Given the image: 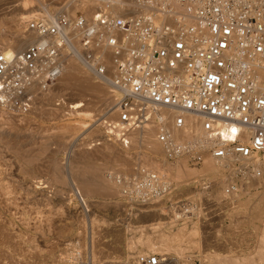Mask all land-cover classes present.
<instances>
[{
    "label": "built area",
    "instance_id": "1",
    "mask_svg": "<svg viewBox=\"0 0 264 264\" xmlns=\"http://www.w3.org/2000/svg\"><path fill=\"white\" fill-rule=\"evenodd\" d=\"M129 1L134 7L120 15L58 12L25 21L33 40L21 52L0 50V109L26 116L35 101L29 89L50 88L67 56L103 78L97 52L107 49L115 118L105 125L119 147L129 146L131 132L153 124L166 162L184 158L196 167L204 158H233L237 178L263 183L257 166L264 167V0ZM185 117L197 119L198 136L176 141L168 122L182 129ZM128 182L120 194L134 206L170 191L168 179L150 170ZM134 261L165 263L157 254Z\"/></svg>",
    "mask_w": 264,
    "mask_h": 264
},
{
    "label": "bare ground",
    "instance_id": "2",
    "mask_svg": "<svg viewBox=\"0 0 264 264\" xmlns=\"http://www.w3.org/2000/svg\"><path fill=\"white\" fill-rule=\"evenodd\" d=\"M3 2H6V6L9 5V7L16 12L17 16L15 17L16 19L14 20L15 25H22L23 27L25 21L31 18L30 16L29 18H26L25 14L35 11L38 12L35 18L48 20L52 17V15L58 12H61L68 17H71L76 15L73 12L79 11V15L88 18L97 11H101L103 13H109L112 15H120L123 9H127V8L129 9L131 6L134 7V4L131 3L129 0H65V3L62 5L60 9H54V8L49 9L48 5H46L45 3V0H0V4ZM32 40H33V36L26 34L22 28L20 32H15L13 34V37H11V39H0V50L4 52L6 55L9 53L21 52ZM97 54L101 55V57L99 55L98 56L100 58V63L102 64L105 71L104 76L103 78H100L101 79L100 81L98 82L94 81L93 77L87 71H85L79 65V63L73 60L72 57L67 56L65 58V63L62 69V73L59 75V77L55 80V82L51 86L52 89L48 88L47 91H41L39 85L36 84H33V86L29 89V93L35 98L34 105L31 109L32 110L31 113L37 112L38 114L40 113L48 114L50 108L46 107V104L49 101V99L52 100L51 98L53 96L63 97V100H67V103L65 101L64 102L62 101V106H61L62 108L65 105L64 108L66 110H72L71 113L73 114L75 112L76 113L79 112L80 114L83 115H90L91 118L94 120L95 119L98 121L101 120L100 123L97 124L98 126L101 125V122L102 123L109 122L110 125H113L115 114L112 111V106L115 98H114V93L108 86V81L111 79L113 75L111 56L109 50L107 49H101L97 52ZM48 103H50V101ZM64 108L62 110H65ZM95 108L96 110H94ZM69 112L70 111H68V113ZM168 119L169 120L171 119V115H168ZM98 126H96V129ZM198 127H199L198 121L193 117H185V125L182 129H175L171 125V122L170 121L168 122V128L170 134L173 137V139L176 141H181L185 138L188 139L189 137H197L199 132ZM6 129L11 130V127L5 128V130L1 129L0 138L6 140V142L4 141L3 143H6L7 145H13L14 144L13 142L16 139L13 137H16L15 136L16 132L13 131L12 133L11 132L12 130L9 131ZM155 131H156L155 125L149 124L140 131L131 132L129 135V146L126 149H123L122 147H117L118 145L110 143L109 142L110 140L108 141V139L106 138L103 139L102 136H100L99 138H97L98 136L97 137L95 136V140L97 138L98 140H100V142L96 140L99 143L95 142L92 144V146L91 145L86 146L85 145L86 143H84L83 145V142L82 144L80 143L79 146H75V149L69 156V160L67 162L68 164L65 167H67L66 171L69 173L72 183L77 187L79 194L84 198L96 197V198L105 199L106 201H108L107 199H113L117 196L121 197L120 191L124 189L128 184H132L128 182L129 179L131 178L135 179L143 175V173L148 169V168L146 169L148 163L151 164L153 162H159L158 160H161V163L159 164L161 166L160 168L161 170H159L160 172L156 170V173L159 174V176L161 175V177H165L164 174L167 173L166 171H169L168 169H170L172 175H177L179 176V178L184 179L185 181H191L192 179L194 180V178L201 176L202 179L205 178V182L207 183L212 182L211 188L214 189L218 194L213 199H216L218 201L220 200L221 196L222 199L224 198L223 196L229 199H233V198H238L237 196L241 194L242 197L244 198L243 213H242L243 222H245L248 226L253 227L252 228L253 231L250 234L245 233L243 235H245L244 237L253 238L254 239L253 243H255V245L251 247L245 246L243 247V250L229 249V247H227L226 241L222 239L221 235L217 234V232L214 233L210 232L211 229L210 221H212L213 218L205 219L206 217H203L202 210L200 208V205L198 204L199 200L195 198L196 196H194V198L190 197L189 199H187L185 204L180 203L181 201L172 204V208H171L172 211L170 210V208L169 211L168 209L157 207V205L159 206L161 205L160 204L161 202L158 203L159 200L156 202L157 199H155L154 197L155 200L153 201L156 204L155 205L151 204V207H155V209H152L150 211H144L142 209H134V210L132 209L128 211L129 214L131 212V215H134V217L132 218L134 220L135 219L138 220V223L139 222H145V223L151 222V223L130 229L128 227H125L124 229V232L126 231L125 233H128L127 231L137 232L134 235L132 233L133 236H130V238L129 237L125 238L124 236V238L127 240V241L125 240L126 243H124L127 252H129L128 250L133 251L134 249L138 248L139 251H136L138 252L137 253L138 255L141 254L149 255L152 253H158V256L166 257L164 258L165 260L164 264H190L192 262L191 260L195 257L194 255L195 253H200L201 255V258L198 259L199 264H264V181H262L263 183H261L260 181L248 179L249 183L245 188L242 187L243 190L238 189L237 191H234L236 188H233V185L236 184L237 182L236 179L235 180L233 179L235 178V170H236L234 169L236 168L234 164L237 161H235V159L233 158H229L224 161H213L211 159L204 158L202 163L203 165H205V172H206L205 175H201L200 173L194 174L192 172L187 171L184 167V162H185L184 158H177L172 162H166L164 160V155H165L164 149L155 139ZM62 132L60 131L58 133L60 134ZM63 133L65 134L66 137L67 133H65V131ZM97 134L98 133H95V135ZM16 135H18V133ZM61 136L63 137L62 139L61 137L60 139L59 137L57 138V135L54 137V139L56 138V140L59 139V141L58 140L57 141L58 143L59 142L60 143L59 144L55 143V145L57 146L58 144V146L57 149L56 147L53 148L55 152L52 150L53 155L51 156V160L48 161L50 162L49 163L50 165L45 164L46 166L49 167V168L47 167V177L50 178V180L48 181L51 182L53 185H58V186L59 185L63 186L67 184L63 179V171H64L63 164L59 163V161H57L56 159V154L58 152H61V150L63 152L66 145H69L68 136L67 139H65L68 142H65L63 134ZM49 138L48 140L46 138L47 142L43 141V143L45 142L44 147H43L44 144L42 143L43 145L41 144V146H39L38 148L34 147L33 149L31 147L33 150L25 149V151H21L23 149L18 148V150L20 151L19 152L18 150H13L14 147H12L13 149L12 148L9 149L11 146L6 145L7 148L9 147L8 150L7 149L6 150L10 153L14 151L15 153L12 152L13 154L12 157H14L15 159L17 158L18 161L20 162V165H18L19 167L18 166L17 167L18 168L21 167V168L16 170H19V172H21V170L24 169V171L26 170L28 172L30 171L29 172L30 174L31 172L37 171L34 169L36 165L33 166L35 164V163L33 164V162L38 160L37 159L38 156L42 155L44 151L46 152L49 145V140H50ZM52 139L53 138H51L50 141H52ZM94 141L92 139L91 142ZM10 142L11 144H9ZM15 149L17 148L15 147ZM130 151L133 153L129 154ZM139 157L140 159L142 158L146 160V162L144 161L145 163H143L141 160H139ZM2 164L5 163H1V165ZM9 165L11 164L9 163ZM12 166H11L12 168L15 167V165ZM257 167L260 171L264 173L263 166L258 165ZM6 168L4 167L2 171H4ZM12 170L15 169L10 168V171L8 170V172L10 173H6V171H4V172H0V174L5 173V175L7 174L8 176L10 175L13 176L15 174H12ZM162 172H164V174ZM168 175H170V173ZM8 176L7 178H9ZM16 176L17 178L20 177V176L18 177L17 174ZM33 176L34 177H20L21 182L20 180L18 181V179L16 178L18 181L16 185L20 182L18 184L19 186L18 185L17 186L22 192L18 194L16 193L18 196L14 194L15 192L14 189H12L11 187L10 189L8 186V185H12V187H16L14 186V183L16 182L15 179H14L15 181L14 183L13 182L9 183L10 181L13 180L12 179L8 180L7 178H5V176L3 178L2 177L0 178V264H2L3 260L10 258L11 255L20 248V245L22 243L24 245L27 244L28 246L27 249L30 248L33 254L37 253V251L38 252L42 251L43 249L47 252L46 249H49V247L51 246L50 239L54 225L53 223L54 218H52V216L54 213L52 214L53 210L51 208L52 206L50 207L51 203L49 202L52 201L51 198L53 197L55 190L54 193H52L53 191L49 193L52 195L50 198V196H48L49 194L46 195V193L49 192V191L47 192L48 189L46 188V185H44L46 181L42 182V180H39L37 177H35L36 175ZM227 176H231V177H227ZM4 178L8 181V183H4L3 181ZM231 178L233 181H231ZM46 184L47 186L49 185L47 182ZM200 184H202V181L201 183L199 182V185ZM62 186L61 188H63ZM250 187H252V189H260V190L262 189V190L257 193L248 194L246 190H248V188ZM45 189L47 190L45 191ZM77 189H76V193H77ZM59 192L60 191L57 192V195L59 194ZM197 194H199V196L202 195L196 192V195ZM55 196H54V200H55ZM67 197H68L67 195H59L58 197H56L57 198L56 202L62 205L63 207L66 200L67 202L69 201ZM32 201H36V203L40 202L38 206L44 205L46 203L47 205L46 204L45 205L47 207L49 204L47 208L51 209L52 211H50L46 207H45L46 210L43 211L42 210V208L44 207L43 206L41 207L42 211L39 210V212L38 211L35 212L32 210L33 214L31 212L28 213L29 209L27 208H30L32 206L30 204ZM106 201L104 202L102 201V203L100 201H99L100 203H97L98 201L97 202L95 201L96 202L95 204L92 201L93 205L91 204L90 205L95 206L99 210L101 209V211L103 212H109L112 214L120 211L119 205L121 203H115L112 201L111 202L108 201L109 203H105ZM223 201L224 200H222V202ZM28 203L30 204L29 207H27ZM24 204L27 205L25 206L27 211L26 210L22 211L21 209L22 208L21 205L23 206ZM32 204L34 205L35 203L33 202ZM35 205L37 206V204ZM146 205L148 204L145 203V206ZM142 206L144 208V205H141V207ZM62 207L60 206L61 209ZM57 209L59 210V205ZM56 212L55 214H57ZM62 215H64V212ZM53 217H57V216L54 215ZM59 219L61 218L59 217ZM152 227L153 228L159 227L161 231L154 233L153 236H149L148 230L152 229ZM137 228H139L138 231ZM135 229L136 231H134ZM106 231L108 233L113 234L118 239L121 238L120 236L121 230L118 231L111 228V229H107ZM98 234L99 233L97 231V235ZM97 235L95 236L98 239H100L99 238L100 236L98 235L99 236L98 237ZM23 236H25V238H23ZM96 237H94V239H96ZM99 241L100 240H98L97 242ZM94 245L96 247L95 243ZM157 247L160 248L161 250L158 251ZM23 252H25V250ZM23 252L22 255L27 254V256L31 253L30 252L28 254L27 252L24 254ZM131 258L132 257H130L129 259ZM135 258L131 261H128V263L136 264L134 261ZM10 259H12V257ZM8 261L9 260H7V262ZM4 263H6V261H4ZM125 263L126 262L124 261V264Z\"/></svg>",
    "mask_w": 264,
    "mask_h": 264
},
{
    "label": "rangeland",
    "instance_id": "3",
    "mask_svg": "<svg viewBox=\"0 0 264 264\" xmlns=\"http://www.w3.org/2000/svg\"><path fill=\"white\" fill-rule=\"evenodd\" d=\"M45 3H46V5H48L49 9H53V8L54 9H60L62 7V5L65 3V0H62V1L61 0H55V1L54 0H45ZM0 6H1L0 7V39H11V37H13V34L15 32H20L22 30L23 26L22 25H15L14 20L16 19L15 17L17 16V14L12 8L9 7V5L6 6V2L1 3ZM73 13L79 14V11L73 12ZM37 14H38V12H36V11L30 12L28 14H25V17L26 18H29V16L31 17V18L27 19V21H28V20H31L32 17L35 18V16ZM98 55L101 57L100 54H98ZM73 60H75L77 63H79V65L93 77L94 81L98 82L101 80L100 78L95 77L90 71H88L76 58H73ZM50 89H52V88L50 87ZM51 99L52 100L49 99L50 103H48L49 102L48 101L46 104V107L50 108L49 109L50 111L48 112V114H41V113L38 114L37 112L31 113V111H32L31 110L26 116H24L23 118H19V116H17L15 113H10V112L8 113V112L0 109V130L1 129L5 130V128L11 127L12 131L10 129H6V130L11 131L12 133H13V131L16 132L15 133L16 137H13L16 139L15 140L12 139V140H14L13 145H7L6 143H3L4 141L6 142V140L3 138H2L3 139L2 140L0 138V157H1L0 162L6 164V165L5 164L1 165V163H0V172L6 171V173H10V172H8V170L10 171V168H11V169H15V170H12V174H15V175L8 176L6 174L9 177V178H7L5 173L4 174L1 173L0 178L1 177L3 178L5 176V178H7L8 180L12 179L13 181H10L9 183H11V182L14 183L16 181L14 183V186H16V187H12V185L6 184L9 186V188L11 187L12 189H14L15 195H17L18 193H22L20 191V189L18 188V186H19L18 184L21 182L20 177H34L33 175H36L35 177H37L39 180H42V182L46 181L49 184L47 186L46 182L44 183V185H46V188L48 189V190L45 189V191L46 190H47V192L49 191L48 193H46V195H48L52 191H53L52 193H54V190L56 193V196L54 193L52 198H51V196H52L51 194H49L48 196H50V198L52 199V201L49 202V203H51L50 207L52 206L51 207L53 210L52 214L54 213L53 216L54 215L57 216V217L52 216V218H54L53 223L55 226L53 225L52 235H51V239H50L51 246L49 247V249H46L47 252L43 249L42 251H39V252L37 251V253L33 254V252H31L30 248L27 249L28 248L27 244L24 245L22 243L20 245V248L16 251L17 254H16V252H14L13 253L14 255L13 254L11 255L12 259H10L11 258L10 257V258H7L6 260H3V261L1 260L2 264H21V263L22 264H98V263L99 264H120V263L124 264V261L126 262L125 264H129L128 261H131L136 257V254L138 253L136 251H139V249L138 248L134 249V250L132 249L133 251L128 250L129 252H127V249H125V244H124V243H126L125 238L126 237L130 238V236H133L135 233H137V232H133V231H127L128 233H125L126 232V231L124 232L125 227H128L130 229V228L139 227V226H142L145 224H149L151 222H146V223L145 222H139L138 223V220H136V219L134 220L132 218V217H134V215H131V212L129 214L128 211L132 210V209L133 210L134 209H142L144 211H150L152 209H155V207H151V204H153V205L156 204L153 201L155 199H157L156 202L158 200H159L158 203L161 202L160 203L161 205L160 206L157 205V207L165 208L168 210L170 208V210L172 211V209H171L172 204L178 203L180 201L183 202L184 200H187L190 197L194 198V196H196L195 198H197V200H199V202L203 206L204 205L206 206L205 209L202 210L203 217H206L205 219L213 218V220L210 221V227H211L210 232H212V233L217 232V234L221 235L222 239L224 241H226L227 247H229V249L243 250V247H245V246L251 247V246L255 245V243H253V241H254L253 238L244 237L245 235H243L245 233L250 234L253 231V229H252L253 227L248 226L245 222H243L242 213H243V199L244 198L242 197V195L239 194V196H237L238 198H233V199L226 198L225 196H223L224 198L222 199V196H221L219 201L216 199H213L218 194L214 189L211 188L212 182L211 183L205 182V178L202 179L201 176H200L201 179L198 176V177L194 178V180L192 179L191 181H185L184 179L179 178V176H177V175H172L170 169H168L169 171H166L167 173H165V174H164V172H162L169 181L170 187L168 186L167 189L170 188V191H168L167 193H165V191H164V193H165L164 195H162V194L159 195V197H161V198H159L157 196L159 199L157 197H155V199L154 198L150 199V201L151 200L152 201L151 202L147 201L148 205L145 206V204H144V208H143V206L141 207V206H134L133 204H128L129 202L125 201L122 198V195H121V197L117 196L113 199H107L109 202L112 201L115 203H121L119 205L120 211L116 212L114 214L109 213V212H103V211H101V209L99 210L95 206H91V205H93V203L95 204L97 201H98L97 203H100V202L102 203V201L104 202L106 200L102 199V198H96V197L95 198H92V197L91 198H84V197H82L79 194L77 187L72 183L71 178L69 176V173L66 171L67 167H65V166H67L69 156L73 152V150L75 149V146H79V144L80 143L82 144V142H83V145H84V143H86L85 144L86 146H90V145L92 146V144L95 142L99 143L100 140H98L97 138L102 136L103 139L106 138V139H108V141L110 140L109 141L110 143L118 145L116 143L114 137H113L115 135V132L109 131V129L106 128L105 123H102V122H101V125H99L100 126L99 127L97 124H99L101 120L100 121H98L96 119L94 120L91 118L90 115H83V114H80L79 112L78 113L75 112L74 113L75 115H74L73 113H71L72 110H66L64 108L65 107L64 103H63V105H64L63 108L65 110H62L63 109L61 107L62 101L63 102L65 101L67 103V100H63V97H56V96L54 97L53 96ZM57 101H61V104L56 107L55 103ZM94 110H96V108ZM68 111H70V112L68 113ZM96 126H98L97 129H96ZM93 129H96V130H93ZM60 131L61 132L65 131V133H67L66 137H65V134L63 132L59 134L58 132H60ZM94 131H96V132H94ZM56 132H57V134H56ZM17 133H18V135H16ZM95 133H98V134L95 135ZM62 134L64 135V140L67 139V136L69 138L68 139L69 142L67 140H65V142H68L69 145H66L63 152L61 150V152H58L56 154L57 161H59V163L63 164V169H64L63 179L67 183V184L65 183L66 185H63V186L61 185L63 188H61L60 185L59 186L53 185L51 182L48 181V180H50V178L47 177V167L48 166H46V165H50L49 164L50 162H48V161L51 160V156L53 155V151H54L53 148L56 147V149H57V146L60 143V142L58 143L60 137H61V139L63 138L61 136ZM51 135H54V136H51ZM56 135H57V138L59 137V139H57L58 141L56 140V138L54 139V137ZM95 136L96 137L98 136L96 138V140H98L99 142L95 140ZM46 138H47V140H48V138L50 140H51V138H53V139H52V141L49 140V145H48L46 152L44 151V153L42 155L38 156V158H37L38 160L33 162V164L35 163L33 166H35V165L37 166V167L36 166L34 167V169L37 171L31 172V174H30L29 173L30 171L29 172L27 170L24 171V169H22L23 171L21 170V172H19V170H16V169L21 168V167L18 168L19 167L18 165H20V162L18 161L17 158H16L17 159L16 160L14 157H12L13 156L12 152L15 153L14 151H12L11 153L7 151L9 147L7 148L6 145L11 146L9 149L14 147V149L12 148L13 150H18V148L23 149L21 151H25V149L26 150H30V149L33 150L34 147L38 148L39 146H41L43 141L47 142ZM92 139H93V141L94 140L95 141L91 142ZM53 140H54V142H53ZM55 143H58L57 146L55 145ZM9 144H11V142ZM44 146H45V144L43 145V147ZM3 147L5 148V150ZM15 147L17 149H15ZM117 147H119V146H117ZM50 150H51V152H50ZM132 153L133 152H131V151L129 152V154H132ZM47 155H49L50 158ZM139 160H141L143 163L146 162V160H144L142 158L140 159V157H139ZM158 161L159 162H153L151 164L148 163L146 169L148 168L147 170L154 171V172H156V170H158V172H160L159 170H161L160 169L161 166L159 164L161 163V160H158ZM14 162H16V163H14ZM9 163L11 165H9ZM12 165H15V167H17V166L18 167L12 168L13 167ZM6 166H7V168H6ZM4 167L6 169L4 171H2V169ZM8 167H9V169H8ZM184 167L187 171L192 172L194 174L200 173L201 175H205V173H206L205 172V165H203V163L201 165L196 166V167H191L185 161ZM38 169H39V171H38ZM38 172H40V173H38ZM169 173L171 176L168 175ZM16 174L18 175V177L19 176L20 177L17 178ZM227 177H231V176H227ZM5 178L3 180L4 183H8V181ZM16 178L18 179V181L20 180V182L17 184L18 186L16 185V183L18 182ZM14 179H15V181H14ZM233 179L234 180L236 179V181H237L236 183H239V185H240V187H239V185L234 184L233 188H236L234 191H237L238 189L243 190L242 187L245 188L249 183V181L244 182L243 179L237 178L236 175H235V178H233ZM183 181H184V183H183ZM201 181H202V184H204V185H202V184L199 185V182L201 183ZM231 181H233L232 178H231ZM177 183L178 184L180 183V184L178 185ZM176 186H178V187H176ZM15 188H16V190H15ZM76 189H77V193H76ZM57 190L60 191L58 195H57V192H58ZM261 190L260 189H252V187H250L246 191L248 194H253V193H257ZM196 192L200 193V195L201 194L202 195L201 196H199V194L196 195ZM59 195H67L68 196L67 198L69 199V201L67 202V200H66L67 203L65 202L63 207H62V205H60L56 202V199H57L56 197H58ZM54 196H55V200H54ZM65 198H66V196H65ZM214 200H216V201H214ZM222 200H224V201L222 202ZM92 201H93V203H92ZM108 201H106L105 203H109ZM33 202L35 204H37V206L35 204L33 205L32 204ZM42 203H44V202H42ZM30 204L32 206L30 208H27V209H29L28 213L31 212L33 214V211L39 212V210H41V207H43V206L44 207L42 208V210L43 211L46 210L45 209V207L47 205L46 203H45L46 205L45 204L39 205L40 207L38 206V204H40V202L36 203V201H32ZM30 204L28 203L27 204L28 206L24 204L23 206L29 207ZM212 204H215L216 206L213 207V206H211ZM58 205H59V210L57 209ZM23 206L21 205L22 211L26 210V207L24 208ZM48 206H49V204H48ZM60 206L62 207V209L60 208ZM129 208H131V209H129ZM47 209H49V208H47ZM49 210L52 211L51 209H49ZM55 212L57 214H55ZM63 212H64V215H62ZM59 215H61V216H59ZM59 217L61 219H59ZM81 223H83V224H81ZM111 228L118 230V231L121 230V234H120L121 238L118 239L113 234L108 233L106 231L107 229H111ZM56 229H58V230H56ZM138 229L139 228H137V231H138ZM97 231H98V233H99L98 235L100 237L97 235ZM134 231H136V229ZM159 231H161L159 227H156V228L152 227V229L148 230V233H149V236H153L154 233H157ZM58 233H60V234H58ZM132 233H133V235H132ZM95 235H97L100 239H98ZM93 236L96 237V239H94ZM124 236H125V238H124ZM23 238H25V236H23ZM57 238H59V239H57ZM55 239H57V240H55ZM52 240H53V242H52ZM94 240H95V242H94ZM98 240H100V241L97 242ZM93 242L96 244V247H95ZM72 247H74V248H72ZM115 248H118L119 250L115 249ZM157 249H158V251L161 250L158 247H157ZM24 250H25V252H23ZM22 252L24 254L27 252H28V254L30 252L31 253L27 256V254L22 255ZM75 252H76V254H75ZM152 254L158 255V253H152ZM67 255H69V256L71 255V256L69 257ZM194 255H195V257L191 261L199 263L198 259L201 258L200 253H195ZM137 256H138V254H137ZM130 257H132V258L129 259ZM163 257L166 258L165 256H163ZM7 260H9V261L7 262ZM4 261H6V263H4Z\"/></svg>",
    "mask_w": 264,
    "mask_h": 264
}]
</instances>
